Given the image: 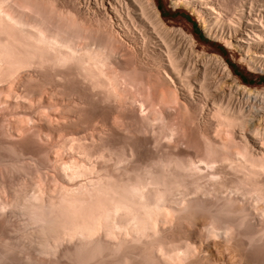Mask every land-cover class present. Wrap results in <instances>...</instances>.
<instances>
[{
  "label": "bare ground",
  "instance_id": "1",
  "mask_svg": "<svg viewBox=\"0 0 264 264\" xmlns=\"http://www.w3.org/2000/svg\"><path fill=\"white\" fill-rule=\"evenodd\" d=\"M244 1L170 3L264 68ZM0 264H264V88L156 0H0Z\"/></svg>",
  "mask_w": 264,
  "mask_h": 264
},
{
  "label": "rangeland",
  "instance_id": "2",
  "mask_svg": "<svg viewBox=\"0 0 264 264\" xmlns=\"http://www.w3.org/2000/svg\"><path fill=\"white\" fill-rule=\"evenodd\" d=\"M156 1L160 7V10L163 12V14H162L163 17H165L166 19H172L176 22H183V24H185V26L192 31V33L195 35V37L197 38V40L199 41L200 44H204L208 47H211L214 50L221 52L225 56V58L227 59L231 68L233 70L235 69L240 75L244 76V78L246 80V82H244V83H246L252 87L254 86V87H258V88H264V68H249V67H247L246 64L240 62L238 60V57H237L238 54L237 53L232 54V52L226 46H224L220 41H218L217 38L215 39V38L206 36L201 31L200 26H199L198 22L195 20L194 16L191 13H189L187 11V9H185L184 7H182V6L174 7L171 5L170 0H156ZM244 2H245L246 6L249 5L251 2V4H250L251 8L254 10V12L252 10L253 13L251 14V17L256 16L259 18V16H261V17L264 16V0H245ZM252 5H253V7H252ZM256 11L258 14L256 13ZM260 14H263V16ZM184 16H187L189 20H187ZM263 19H264V17H263ZM192 22H194V23H192ZM240 75H238V76L240 77ZM239 79L241 80V78H239ZM18 215L15 214L14 217L16 216L15 217L16 220L14 219V217H13V219L19 225H22V227H23L24 223L22 224V222H24L23 221L24 216L21 215L22 216L21 217L20 214H18ZM26 228L27 227H24L23 229H26ZM27 229H29V228H27ZM211 246H212V243H211ZM213 247L216 248V246H214V244H213Z\"/></svg>",
  "mask_w": 264,
  "mask_h": 264
},
{
  "label": "trees",
  "instance_id": "3",
  "mask_svg": "<svg viewBox=\"0 0 264 264\" xmlns=\"http://www.w3.org/2000/svg\"><path fill=\"white\" fill-rule=\"evenodd\" d=\"M159 8H160V7H159ZM162 14H163V12H162ZM184 17H185L187 20H189L187 16H184ZM192 23H194V22H192ZM232 70H233V69H232ZM233 72H234L236 75H240L235 69L233 70ZM238 77H239V76H238ZM239 78H241V81H242V82H246L244 76L240 75Z\"/></svg>",
  "mask_w": 264,
  "mask_h": 264
}]
</instances>
